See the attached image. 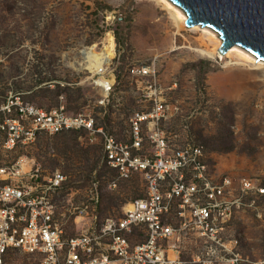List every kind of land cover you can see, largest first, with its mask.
<instances>
[{
	"label": "rangeland",
	"instance_id": "374dc122",
	"mask_svg": "<svg viewBox=\"0 0 264 264\" xmlns=\"http://www.w3.org/2000/svg\"><path fill=\"white\" fill-rule=\"evenodd\" d=\"M205 27L212 29L178 28L158 0H0V98L20 92L26 102L47 110L63 106L68 114L90 115L96 127L128 140L130 118L150 108L144 97L147 79L131 69L151 66L163 95L177 107L160 123L165 137L201 145L215 177H231L237 189L242 178L264 185L263 61L250 51L255 59L239 51L207 57L201 53L207 48ZM109 35L114 45L106 69L115 83L104 98L84 51L94 45L100 51L110 44ZM2 141L0 134L1 165L23 157L42 175L60 170L67 176L56 204L68 234L81 231L82 218L72 211L87 201L94 182L100 219L120 216L126 203L145 194L138 175L110 186L115 172L103 163L98 132L41 134L12 150ZM225 236L238 240L243 264H264V195L234 214ZM184 247V264H202L194 261L198 239ZM19 258L28 261L26 255Z\"/></svg>",
	"mask_w": 264,
	"mask_h": 264
},
{
	"label": "built area",
	"instance_id": "2783aa9c",
	"mask_svg": "<svg viewBox=\"0 0 264 264\" xmlns=\"http://www.w3.org/2000/svg\"><path fill=\"white\" fill-rule=\"evenodd\" d=\"M106 63L94 79L105 89L104 98L115 83ZM131 72L147 79L144 97L150 108L130 118L128 140L96 127L90 115L68 114L63 106L47 110L26 102L20 92L0 98L4 148L30 145L41 134L95 131L102 140L103 163L115 172L110 186L137 175L145 185V194L126 203L120 216L100 219L94 182L87 201L72 211L83 227L68 234L56 204L67 176L60 170L42 175L23 157L0 164V264H184L183 247L192 238L201 244L194 261L243 264L238 240L225 232L236 212L264 195L263 183L242 178L237 189L231 177H215L201 145L168 140L160 123L177 107L163 95L151 66H134ZM100 75L104 83L97 81Z\"/></svg>",
	"mask_w": 264,
	"mask_h": 264
},
{
	"label": "water",
	"instance_id": "95a60500",
	"mask_svg": "<svg viewBox=\"0 0 264 264\" xmlns=\"http://www.w3.org/2000/svg\"><path fill=\"white\" fill-rule=\"evenodd\" d=\"M171 1L186 11L188 26H209L222 36V54L239 45L264 61V0Z\"/></svg>",
	"mask_w": 264,
	"mask_h": 264
},
{
	"label": "bare ground",
	"instance_id": "6f19581e",
	"mask_svg": "<svg viewBox=\"0 0 264 264\" xmlns=\"http://www.w3.org/2000/svg\"><path fill=\"white\" fill-rule=\"evenodd\" d=\"M158 1L161 2V4H163L164 9L173 18V20L175 21V24L177 25V27L178 28H185L186 21H187V18H188L186 11L184 9H182L181 7H179L177 4H175L171 0H158ZM203 35H206L208 40L206 42L207 43V48L202 49L201 53H203L204 55H206L207 57H210V58H214V57H217V56L223 57V54L220 52V47L223 44L222 36L215 29H213V28L210 29V28H207V27H205ZM109 36L108 37L110 39V44L109 45H105L104 48H102L100 51L96 50L95 45L91 46V47H88L86 49V51H84L85 57L87 58L86 61L89 62L90 68L92 69L91 71H93L95 73L98 70H100V67H101V65L103 63H105L107 60H109L112 57L111 55L113 54L114 41H113V36L112 35H109ZM210 44H211V46L213 45L212 48L210 47ZM233 51L234 52L239 51V53L241 55H243V56H245L247 58H253V59L256 58L251 53H249V50L247 51V50L240 49L239 45H233L224 54L227 55L229 53H232ZM261 66H264V61L261 62L260 67ZM97 81L99 83H104L105 82L104 75H100L97 78ZM103 94H105V95L107 94L105 89H104ZM24 161H25V159H24Z\"/></svg>",
	"mask_w": 264,
	"mask_h": 264
}]
</instances>
